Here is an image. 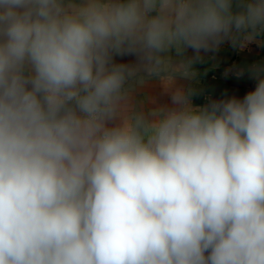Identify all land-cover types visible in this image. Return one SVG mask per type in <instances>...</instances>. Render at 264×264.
Returning a JSON list of instances; mask_svg holds the SVG:
<instances>
[{
  "label": "clouds",
  "instance_id": "9594fccd",
  "mask_svg": "<svg viewBox=\"0 0 264 264\" xmlns=\"http://www.w3.org/2000/svg\"><path fill=\"white\" fill-rule=\"evenodd\" d=\"M262 36L264 0H0V264H264V78L180 83Z\"/></svg>",
  "mask_w": 264,
  "mask_h": 264
},
{
  "label": "crops",
  "instance_id": "0c3cea01",
  "mask_svg": "<svg viewBox=\"0 0 264 264\" xmlns=\"http://www.w3.org/2000/svg\"><path fill=\"white\" fill-rule=\"evenodd\" d=\"M258 39H264V36ZM194 53L191 49L187 55ZM202 60L194 64L197 75L191 81L181 80L185 86L196 90L192 97L195 106H205L212 102L228 100L233 97L243 99L255 89L258 79L264 78V46L255 42L244 48L233 46L231 41L223 42L218 49L201 52ZM134 57H116L120 63L132 62ZM259 74L257 75V67ZM157 103H170V97L161 95L160 89H151Z\"/></svg>",
  "mask_w": 264,
  "mask_h": 264
}]
</instances>
